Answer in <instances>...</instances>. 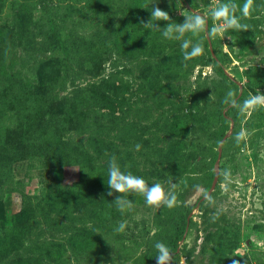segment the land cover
I'll list each match as a JSON object with an SVG mask.
<instances>
[{
  "label": "rangeland",
  "instance_id": "obj_1",
  "mask_svg": "<svg viewBox=\"0 0 264 264\" xmlns=\"http://www.w3.org/2000/svg\"><path fill=\"white\" fill-rule=\"evenodd\" d=\"M219 2L0 0V93L7 107L0 140L10 147L0 149V234L12 225L21 230L0 264H150L155 242L169 247L193 204L173 264H264V120L257 107H238L264 93V0H254L246 17L244 0H235L234 15L248 30L212 37L213 23L223 26L210 16ZM154 3L177 23L192 12L206 18L204 30L186 34L201 43L202 54L185 61L180 41L141 25ZM37 82L33 90L25 86ZM230 91L237 106L224 102ZM220 114L235 124L215 141ZM71 153L83 164L65 163ZM113 155L122 171L149 185L167 190L172 179L176 205L148 206L142 194L128 192L119 195L132 209L118 211V194L108 196L106 185ZM21 209L25 214L14 219ZM121 221L126 228L117 232Z\"/></svg>",
  "mask_w": 264,
  "mask_h": 264
},
{
  "label": "clouds",
  "instance_id": "obj_2",
  "mask_svg": "<svg viewBox=\"0 0 264 264\" xmlns=\"http://www.w3.org/2000/svg\"><path fill=\"white\" fill-rule=\"evenodd\" d=\"M171 3V0H170ZM254 0H244L241 7L243 16L249 14V9L253 6ZM238 7L235 0H220L219 3L212 9L210 16L213 21L223 22L213 23V25L207 30L209 36H216L218 33L224 32L228 29L235 30H248V25L240 22V18L234 15L235 9ZM167 22L164 27H160L157 22ZM206 18L199 13L192 12L189 15L184 16L183 22L177 23L171 20L169 13L162 10L154 3L151 7L150 18L147 21H141V25L145 29L160 32L161 36L168 40L180 41V47L183 54V59L188 61L203 52L201 43H193L192 39L186 38L187 33H191L193 36L199 34L206 26ZM232 92L230 91L225 98V103L237 106V102L232 99ZM258 106H264V93L249 95L243 100L242 104H239V110L247 112L254 110ZM244 133L241 132L236 135V142L239 143L243 138ZM141 145H135V148L139 150ZM169 188L165 190L163 184L156 182L151 185L147 181L131 172H124L121 170L120 165L117 162L115 155H113L108 161L107 167V181L106 185L109 189L107 192L108 196L118 194L115 196L113 203L115 204L118 211L124 213L126 210H130L133 207V202L126 196L119 194L136 192L142 194L145 203L148 206H166L172 208L177 203L178 193L173 191L177 189L178 185L172 183V179L168 181ZM199 185H195L194 188H199ZM210 194H204V198L209 199ZM219 211L212 214V219L219 216ZM126 228V222L121 221L116 227L115 231L123 232ZM156 250L155 262L156 264H173V254L171 253L168 245L163 241H156L154 244Z\"/></svg>",
  "mask_w": 264,
  "mask_h": 264
},
{
  "label": "trees",
  "instance_id": "obj_3",
  "mask_svg": "<svg viewBox=\"0 0 264 264\" xmlns=\"http://www.w3.org/2000/svg\"><path fill=\"white\" fill-rule=\"evenodd\" d=\"M74 52L75 53H79L80 52V48L81 46H77L75 45L74 47ZM66 55V53H65ZM211 67H212V70L218 74L219 76H221L224 80L228 81V83L231 85V86H234V82L233 80L229 79L225 74L224 72L222 71L221 67L219 64H217L215 61H212L211 62ZM51 76V74H50ZM26 88H30L31 90H33V88H38V82L36 84H30V83H27L26 85ZM33 87V88H32ZM2 98L4 99L5 98V94H4V91H1L0 93V119H2L3 117H5V114L7 112V107L5 108L4 104H3V100ZM231 109L233 108H228L227 111H230ZM257 115H259L261 118H263L264 120V110L258 106L257 107ZM224 116H228V114H224ZM224 116H222L221 114L219 115V127L218 129L216 130L215 132V136H214V139L215 141H219L225 131H227L228 129V122H231L233 121V124H235V118L232 117H228L230 119H226ZM248 127H252V126H255L254 123H249L247 125ZM41 136V135H40ZM0 149L2 152H10V147H5V145H2L1 144V140H0ZM12 154V153H10ZM13 155V154H12ZM214 159V156L212 157V161ZM64 161L65 163L69 164V165H82L83 164V160H82V157H80L79 155L75 154V153H71L68 157H65L64 158ZM213 175V172L210 171L209 172V177H208V180H207V183L205 184L204 188H203V194L206 193V191L208 190L209 188V184H210V181H211V177ZM59 196H57L56 198H58ZM192 208H194V204L192 206H189V207H186L185 210H184V213L183 215L181 216V219H179V222L177 223V226L174 228L171 236H170V241H169V249L171 251V253L173 254L176 250V247H177V241L179 240V238L182 236L183 232H184V228H185V224H186V215L192 210ZM23 214H25V209H21L16 215H15V218L14 219H18L19 217L23 216ZM20 234H21V230L18 229L17 226L15 225H12V227L10 228V230H8V232H6L5 234H0V255H4L3 253H7L6 251H11V250H14L16 248V245H17V241H18V238L20 237ZM155 255L154 254V257L153 259L151 260V263L150 264H156L155 262ZM11 264H32V262L28 259H24V260H16L14 261L13 263Z\"/></svg>",
  "mask_w": 264,
  "mask_h": 264
},
{
  "label": "water",
  "instance_id": "obj_4",
  "mask_svg": "<svg viewBox=\"0 0 264 264\" xmlns=\"http://www.w3.org/2000/svg\"><path fill=\"white\" fill-rule=\"evenodd\" d=\"M226 75V74H225ZM229 79H231L232 80V78L230 77V76H228V75H226ZM238 88L240 89V85H238ZM222 140V139H221ZM221 142V141H220ZM219 146H220V144H219ZM218 156H219V149H218V154H217V158H218ZM212 186H213V182L211 183V185H210V187L208 188V190L206 191V193L207 192H209L210 191V189L212 188Z\"/></svg>",
  "mask_w": 264,
  "mask_h": 264
}]
</instances>
